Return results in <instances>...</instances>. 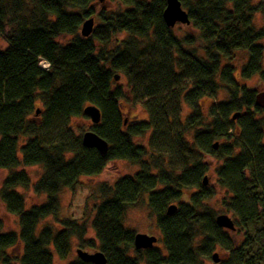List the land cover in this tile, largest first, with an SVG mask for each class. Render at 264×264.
Wrapping results in <instances>:
<instances>
[{"label":"trees","instance_id":"16d2710c","mask_svg":"<svg viewBox=\"0 0 264 264\" xmlns=\"http://www.w3.org/2000/svg\"><path fill=\"white\" fill-rule=\"evenodd\" d=\"M94 1L0 0V39L6 42L0 49V170L10 171L0 196L20 228L19 233L0 229V264H54V253L61 260L69 256L73 239L78 248L71 264H92L88 250L95 249L108 264H204L218 247L231 254L230 264H264V109L255 104L256 91L237 82L229 63L236 51L246 52L240 78L264 81V23H254L256 14L264 22V0H179L187 26L197 32L184 36L166 25L165 0H111L116 9L100 12ZM95 15L98 25L82 37V23ZM123 33L126 38L108 50ZM62 36L72 39L60 44ZM117 72L134 97L146 101L148 121H127ZM220 90L227 100L205 113L203 99ZM184 104L190 108L186 116ZM90 105L101 113L90 131L108 143L105 157L56 126L85 117ZM148 133L157 148L136 141ZM195 153L216 161L214 185H203L210 168L193 159ZM116 160L139 170L98 186L91 221L96 244L86 239L85 222L57 218L59 196ZM33 166L42 168L33 192L46 200L26 209L17 189L30 188L32 181L16 170ZM216 188L225 192L221 203L234 214L235 225L246 231L240 246L215 223L209 201ZM142 201L156 218L165 253L155 246L135 249L136 233L124 225L127 212ZM171 205L177 210L167 214ZM51 216L62 230L39 231ZM259 223L250 234L248 228ZM20 244L21 255L9 253Z\"/></svg>","mask_w":264,"mask_h":264},{"label":"rangeland","instance_id":"374dc122","mask_svg":"<svg viewBox=\"0 0 264 264\" xmlns=\"http://www.w3.org/2000/svg\"><path fill=\"white\" fill-rule=\"evenodd\" d=\"M150 1V0H146ZM258 0H255V3ZM94 10L96 12H100L102 9L105 10H115L116 6L111 0H95L93 3ZM94 18V27L98 25L97 16H93ZM254 23L257 27L263 26V18L261 14H256L254 16ZM81 29V28H80ZM173 30L179 35L184 36L186 34H195L197 32L194 29H191L186 24L177 23ZM80 33V31H79ZM126 38V34H119L112 41V43L107 47L108 50L115 48L116 42L123 40ZM72 39V36H62L57 39L60 44H67ZM6 47V42L4 39H0V49ZM247 53L244 51H236L235 57L229 62L233 66H235V79L241 85H245L251 90L256 91V93L264 92V81H262L258 76H254L249 80H242L240 78V69L247 61ZM43 63V61H42ZM41 63V65H42ZM264 69V62H263ZM118 79H115V83L118 86H122L126 92V98L122 101L121 109L125 114L127 121L130 122H140V121H148L149 115L146 109V101L136 99L131 93V89L129 88V83L127 78L123 73L117 72ZM186 82L182 83L181 88L186 86ZM180 88V87H179ZM227 100L226 92L220 90L218 92L217 97L215 98H204L202 101V107L204 112L206 113L208 108L216 104L217 102ZM38 108H42L40 103L37 104ZM190 112V108L188 105L184 104L181 107V113L183 116L188 115ZM58 129L66 130L69 129L75 136H82L85 132L90 131V128L93 126V123L88 117H79L72 118L68 124H64L63 122L56 124ZM57 130H52V135L56 134ZM165 137V136H164ZM137 142L148 146L149 144H154V148H157L155 144L157 141L150 143V134L148 133L142 138L136 139ZM152 147V146H151ZM193 159H201L203 162L209 165V177L208 183L211 182L214 185L215 175L213 173V169L215 168L216 161L206 154L203 153H195ZM175 166L177 168L181 167L182 161L179 159H175ZM139 170L138 165L131 164L130 162H126L124 160H116L112 161L108 164V166L96 176H83L80 178L79 183L75 186L73 190L65 189L60 194V209L57 218L59 220H67L74 219L79 222H85L88 230L86 239L93 240L96 244V237L93 229L91 228V221L94 215V205L97 203L96 200V190L100 184H108L113 185L119 178L125 176H133ZM16 171H24L31 178V186L30 188H18V192L23 195L25 201V208L29 209L36 205H41L45 202V195H37L33 192L32 186L39 179L42 174V168L40 166L26 167V168H18ZM10 173L9 170L3 169L0 170V191L3 185L4 180ZM225 192L223 190H219L216 188V195L213 199L209 201V205L211 209L215 212V218L218 215H228L234 222L235 225V217L234 214L228 210L221 202L223 194ZM146 201H142L137 207L129 210L124 219V225L127 229L132 230L134 233H142L147 234L149 236H154L157 238V242L154 244L155 247L160 248L163 253H165V249L162 243L161 231L158 228L156 218L151 215L148 207L146 206ZM177 206V205H176ZM50 226L54 229L55 232L62 230V226L56 221L55 217H49L40 222L38 230L40 231L42 228ZM236 229L234 231H230V234L233 237L235 243L240 246L245 238V230L239 229L235 225ZM261 227V223L250 226L248 228V232L253 234L256 229ZM0 229L3 233H19V222L18 217L10 214L5 204L3 203L0 196ZM226 230V229H225ZM153 246V247H154ZM77 248L78 241L76 239L72 240V249L69 256L65 260L59 259L54 253V264H71L73 261L77 259ZM91 254L97 251L88 250ZM11 254L21 255L22 253V245L20 244L16 249L9 250ZM217 254L219 258V263H214L212 260V256L205 261L204 264H230L232 260V256L229 252L225 251L223 248L218 247L213 254ZM144 264V263H142Z\"/></svg>","mask_w":264,"mask_h":264},{"label":"water","instance_id":"95a60500","mask_svg":"<svg viewBox=\"0 0 264 264\" xmlns=\"http://www.w3.org/2000/svg\"><path fill=\"white\" fill-rule=\"evenodd\" d=\"M166 7L163 11V19L169 28H173L177 23L189 24V18L187 12L182 8L179 0H165ZM94 30V18H89L85 20L81 25L80 35L84 38H88ZM118 76H116V80ZM255 104L257 107L264 109V92L257 93L255 96ZM39 111H37V114ZM84 115L88 117L93 125H97L101 121L100 110L93 105L87 106L84 111ZM239 113L233 115V120L237 118ZM81 142L83 147L96 149L102 157H105L108 152V143L100 138L93 131L85 132L81 136ZM214 149H217L218 143L214 144ZM208 184V177L203 179V185ZM177 210L176 205H171L167 214H173ZM215 223L218 227L230 231H234L235 225L233 220L228 215H218L215 218ZM134 247L137 250H145L153 248L154 244L157 242V238L154 236H149L147 234L137 233L134 235ZM88 259L92 264H108L107 259L101 251H96L88 255ZM212 260L214 263H219L218 255L215 253L212 255Z\"/></svg>","mask_w":264,"mask_h":264},{"label":"built area","instance_id":"2783aa9c","mask_svg":"<svg viewBox=\"0 0 264 264\" xmlns=\"http://www.w3.org/2000/svg\"><path fill=\"white\" fill-rule=\"evenodd\" d=\"M45 70L49 69V64H47L46 62H43L41 65Z\"/></svg>","mask_w":264,"mask_h":264}]
</instances>
